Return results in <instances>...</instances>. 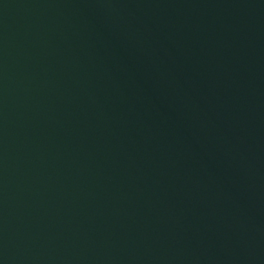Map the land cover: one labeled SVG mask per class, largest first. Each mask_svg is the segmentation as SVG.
Here are the masks:
<instances>
[{
  "label": "water",
  "instance_id": "1",
  "mask_svg": "<svg viewBox=\"0 0 264 264\" xmlns=\"http://www.w3.org/2000/svg\"><path fill=\"white\" fill-rule=\"evenodd\" d=\"M0 264H264V0H0Z\"/></svg>",
  "mask_w": 264,
  "mask_h": 264
}]
</instances>
